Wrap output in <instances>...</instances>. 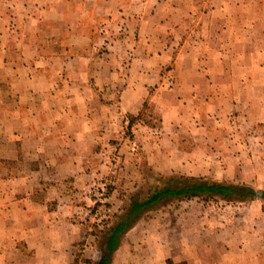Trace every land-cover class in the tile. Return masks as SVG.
Returning <instances> with one entry per match:
<instances>
[{
	"label": "crops",
	"instance_id": "obj_1",
	"mask_svg": "<svg viewBox=\"0 0 264 264\" xmlns=\"http://www.w3.org/2000/svg\"><path fill=\"white\" fill-rule=\"evenodd\" d=\"M253 1L0 0V264H80L95 240L84 193L116 141L156 173L264 190ZM192 202L139 221L125 234L135 246L124 236L110 264H264L259 200Z\"/></svg>",
	"mask_w": 264,
	"mask_h": 264
},
{
	"label": "trees",
	"instance_id": "obj_2",
	"mask_svg": "<svg viewBox=\"0 0 264 264\" xmlns=\"http://www.w3.org/2000/svg\"><path fill=\"white\" fill-rule=\"evenodd\" d=\"M140 114L133 118L128 117L126 129L128 130ZM158 178H150L147 185L139 193L128 194L122 200L117 213L112 219L102 221L103 229L96 234L99 256L93 264H110L112 254L120 246L125 234L148 212L156 210L174 202L198 199L201 202H212L221 206H235L254 198H259L261 208L264 210V190L256 195V190L247 183H235L226 180H215L207 176H185L179 173H156ZM123 192L128 191H122ZM110 211V210H109ZM116 212V211H115ZM111 218V216H110ZM90 264L89 259L85 260Z\"/></svg>",
	"mask_w": 264,
	"mask_h": 264
},
{
	"label": "rangeland",
	"instance_id": "obj_3",
	"mask_svg": "<svg viewBox=\"0 0 264 264\" xmlns=\"http://www.w3.org/2000/svg\"><path fill=\"white\" fill-rule=\"evenodd\" d=\"M253 2L257 10V16H259L262 13L260 12V10L264 9V0H254ZM208 3H210V1ZM237 3L239 4V2ZM100 50L103 51V49L101 48ZM122 67H124L123 72H125L127 68H129V66L127 65H122ZM146 100L147 101L144 102L143 110H142L143 120L147 124L149 123L153 126L154 125L156 126L158 125L159 122V114L154 111L153 106H151V104L148 102V98ZM123 131H124L123 133L127 137L131 132L130 128L128 130L124 128ZM129 148H130L129 145L119 148V145H117V141L113 142V144L104 148L106 152L104 155H102V157H106L108 161L105 160L101 162L100 160H97L100 161L101 164H104L106 169L103 165H101L103 167H100L98 169L97 172L98 176L94 178V181H92V184L84 193L85 196H87L88 201L90 202L91 212L95 213L94 217L96 222L94 224V229L91 230L92 231L91 233L95 231V233L97 234L100 229H103L102 221H107L109 219H112L113 214L117 213L119 206H122V200L128 198L129 196L128 194L136 193V192L139 193L140 189L142 190V188H144V186L147 185V183L151 180L150 178L154 176L155 178H158L156 176L157 171L147 164V161H145L142 151L141 150L137 151V149L135 148L133 149L132 148L129 149ZM98 165L99 162L97 163V166ZM125 190L128 191V193L123 192L121 194V192ZM256 191H261V190L257 189ZM254 199L260 201L259 198H254ZM190 200L193 201L191 203L192 205L193 203L195 205L196 203L200 202L196 198ZM185 201H189V200L174 202L172 204L159 207L156 210H151L150 212L145 214L139 221L140 222L145 221L146 223L152 225L153 221L157 220L156 218H158L159 216L166 214L168 212L175 213L177 210L180 209L179 206L182 205L181 203ZM209 205L211 206L215 204L209 202ZM197 213H199L198 207L192 208L190 211L191 216L192 215L194 216ZM225 213H227V215H231L232 209H226ZM135 225L132 228H134ZM131 229L128 232H130ZM147 231L151 232L152 226L147 227ZM126 235H125L126 239L124 240L127 243H125L124 245L128 247L129 246L134 247L135 243L131 240L130 236H128L127 238ZM85 241L78 243L77 248H82L81 245H84ZM86 247H88V249L85 252V254L83 253V257H81L80 259L81 261L80 264H84L82 259H89L92 262L95 261L99 256V247H98V243L95 240L92 239V241H90L89 244L86 243Z\"/></svg>",
	"mask_w": 264,
	"mask_h": 264
},
{
	"label": "water",
	"instance_id": "obj_4",
	"mask_svg": "<svg viewBox=\"0 0 264 264\" xmlns=\"http://www.w3.org/2000/svg\"><path fill=\"white\" fill-rule=\"evenodd\" d=\"M255 194H256V195H260V194H261V191H256Z\"/></svg>",
	"mask_w": 264,
	"mask_h": 264
}]
</instances>
